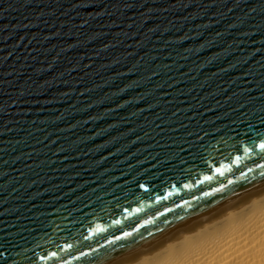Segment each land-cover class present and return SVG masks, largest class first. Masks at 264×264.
I'll use <instances>...</instances> for the list:
<instances>
[{"label": "water", "instance_id": "water-1", "mask_svg": "<svg viewBox=\"0 0 264 264\" xmlns=\"http://www.w3.org/2000/svg\"><path fill=\"white\" fill-rule=\"evenodd\" d=\"M264 0H0V264H131L264 196Z\"/></svg>", "mask_w": 264, "mask_h": 264}, {"label": "bare ground", "instance_id": "bare-ground-1", "mask_svg": "<svg viewBox=\"0 0 264 264\" xmlns=\"http://www.w3.org/2000/svg\"><path fill=\"white\" fill-rule=\"evenodd\" d=\"M131 264H264V196Z\"/></svg>", "mask_w": 264, "mask_h": 264}, {"label": "snow or ice", "instance_id": "snow-or-ice-1", "mask_svg": "<svg viewBox=\"0 0 264 264\" xmlns=\"http://www.w3.org/2000/svg\"><path fill=\"white\" fill-rule=\"evenodd\" d=\"M260 147H261L262 149H264V144H261Z\"/></svg>", "mask_w": 264, "mask_h": 264}]
</instances>
